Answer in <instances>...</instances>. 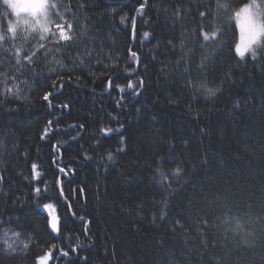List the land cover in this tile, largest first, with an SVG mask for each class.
I'll return each instance as SVG.
<instances>
[{
	"label": "trees",
	"instance_id": "1",
	"mask_svg": "<svg viewBox=\"0 0 264 264\" xmlns=\"http://www.w3.org/2000/svg\"><path fill=\"white\" fill-rule=\"evenodd\" d=\"M50 2L48 27L55 34L56 23L71 24V41L29 24L12 39L11 10L0 0L8 37L0 42V264H35L49 244L67 250L77 241L76 253L54 252L50 264H264V49L241 61L229 21L249 0H147L143 14L141 0ZM201 26L227 34L204 42ZM202 85L220 90L208 96ZM45 203L67 225L57 239ZM205 216L209 230L199 226Z\"/></svg>",
	"mask_w": 264,
	"mask_h": 264
},
{
	"label": "snow or ice",
	"instance_id": "2",
	"mask_svg": "<svg viewBox=\"0 0 264 264\" xmlns=\"http://www.w3.org/2000/svg\"><path fill=\"white\" fill-rule=\"evenodd\" d=\"M147 4V0H141V2L139 3V6L136 8V11L138 13L143 14V11L146 7ZM84 5L81 4L80 7H83ZM49 7L55 8L57 9V4L51 3L50 0H46L43 8L41 9L40 13H39V19H37L36 24L34 27H38L41 32L45 33V34H51V35H55L57 36L58 33V38L56 40L57 43L60 42H65V41H71L72 36L69 34V32L72 29V25L71 24H67V28H65L64 24L61 23H56L55 27L57 29V33H52L51 29L48 27V24L50 23V21L47 18V11L46 9H48ZM61 7H63V5H61ZM219 7V5H218ZM226 7V5L224 6ZM57 15H60L59 12H57ZM198 15L201 18H205V12L204 11H200L198 12ZM61 19H63L62 16H60ZM121 22L123 23L125 20L124 16H121ZM235 19L236 23H237V28L239 30V37L238 39L235 41V45H234V52L235 55L241 60H245L246 57L251 56V58L253 60H256L257 58V49H264V0H249L248 3H243L241 7H239L238 9L235 10L234 15L229 17V21ZM132 27L133 29L135 28V17L132 18ZM16 29L12 28L9 32H8V36H10L12 39L16 38L15 35ZM199 36L202 38V40L204 42H209V41H213L216 42L218 40V38L222 39L223 35H226L227 32L225 31L224 33H221L219 28H215L212 29L211 31L205 30L204 26H201L199 28ZM144 37L147 38L149 36L148 32H145ZM8 37L3 34L0 33V42H3L7 39ZM43 38V37H42ZM44 45H40V48H43ZM129 53L130 56L132 58L133 61L136 62L137 66L139 65V59L137 56V53L135 51H132L131 49H129ZM37 55L36 52H32L31 54H26L24 55V60H26L29 64L33 63V58ZM20 56H21V48L17 47L16 48V63L20 64ZM57 63H59V61H57ZM205 66L201 65V70H203ZM105 71H108L107 66H105ZM125 71H128V69L126 68ZM62 79V77H61ZM139 86L143 87V80H140L139 82ZM56 86V81H53V87ZM61 87H63V84L61 83L60 85ZM114 86L113 84V78L110 76L106 82V87L108 89H111ZM16 86L13 85L12 87H6L5 91L6 93H11L13 91V89ZM115 87L117 88V90L119 92H124L125 89L119 85H115ZM202 87L204 88V91L206 92V94L208 96H215L216 93L220 90L219 88L213 89V88H208L207 86L202 85ZM127 88L128 89H136L137 85L133 84V82L131 80L128 81L127 83ZM134 95H139V91H135ZM53 96V93L51 91H45L42 93V99L43 101L47 102L49 107H52V103H51V97ZM121 99H124V97H121ZM61 107L63 108H67L68 105H61ZM53 125V121L49 120L47 122V125L44 129L43 134L41 135V139H45V137L48 136L49 131L51 129ZM72 128H76L77 125H71ZM78 127L80 129L84 128L83 124L78 125ZM114 129L112 128H102L101 132L104 133L105 135L110 134L111 132H113ZM118 131V129L116 130ZM79 134V133H78ZM72 139H75V137H72ZM125 143V139L122 136L121 137V144ZM54 148H56L57 146H53ZM124 148H119L118 151L122 152L124 151ZM87 158V157H85ZM109 161L113 160V154L111 152L108 153L107 156ZM38 164L33 162L31 164V173H32V180L36 181V180H40V172L37 170L38 169ZM60 172H65V169L63 167L59 168ZM157 171H159V169H157ZM182 169L178 166L176 169L173 170L172 175L174 176H179L181 175ZM67 174V173H66ZM161 175H163V173H161ZM4 179L3 176H0V181H2ZM166 179V177H165ZM41 183H43V181H40ZM36 194H40L42 189L39 186H36L32 189ZM47 189L45 188L44 191H46ZM81 192L83 191V189L80 190ZM61 195H63V191L61 189L60 192ZM69 209L71 208L70 205L67 206ZM43 208L47 210V215L45 217L46 220V229H50V233L49 235H51L52 233L57 234L56 236H52V239H57L59 236L62 235V232L64 230H68L67 229V225L64 224L61 220V217L57 215L56 209L54 207V205L52 203H45L43 205ZM72 217L75 218L76 217V213H72ZM163 219V216L161 217ZM79 220L82 223V229L83 232L85 234L90 233V220H85V218L83 216L79 217ZM177 224H179V221L176 222ZM200 228H204L209 230V220L207 219V217L205 216L204 218L200 219ZM13 235L15 236H20L19 232H15L13 233ZM4 243L6 244L7 249H11L13 252H15V249L13 248L11 243H8L7 240L4 241ZM29 247L28 244L24 245V248L27 249ZM79 248V241H77V246L76 247H72L69 246L67 250H64L63 248H58L56 244H49L47 246V249L44 250L42 252V254H38L36 257V261L35 264H50V261H52L54 259L53 253L54 252H59L61 257H68L70 253H76L77 250ZM213 264H219L218 260L213 261Z\"/></svg>",
	"mask_w": 264,
	"mask_h": 264
},
{
	"label": "rangeland",
	"instance_id": "3",
	"mask_svg": "<svg viewBox=\"0 0 264 264\" xmlns=\"http://www.w3.org/2000/svg\"><path fill=\"white\" fill-rule=\"evenodd\" d=\"M5 2L7 3V5L11 10L12 21L10 25L14 26V28H17L23 24L35 25L37 19L40 18L39 13L43 8L46 0H5ZM46 11L48 18V9H46ZM21 14L25 15L24 18L21 16ZM234 21L237 28L236 20L234 19ZM238 37H239V30H238ZM261 51L262 49H257V53L258 52L261 53ZM41 209L47 214V210L44 209L43 206H41Z\"/></svg>",
	"mask_w": 264,
	"mask_h": 264
}]
</instances>
